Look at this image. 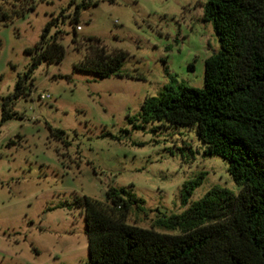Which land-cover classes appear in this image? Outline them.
<instances>
[{"label":"rangeland","instance_id":"1","mask_svg":"<svg viewBox=\"0 0 264 264\" xmlns=\"http://www.w3.org/2000/svg\"><path fill=\"white\" fill-rule=\"evenodd\" d=\"M82 1L0 0L10 16L0 21V120L4 106L14 112L0 125V264H87L83 211L67 205L75 196L104 201L109 187H131L145 204L127 222L176 233L157 221L184 209L185 180L207 172L190 201L214 185L238 190L226 162L202 155L191 130L133 127L145 98L165 86H203L205 59L219 49L202 19L206 0H90L73 28L68 16ZM52 19L47 39L60 30L65 55L41 61L15 98L31 65L26 50ZM89 36L127 54L124 76L100 79L74 68L84 57L80 39Z\"/></svg>","mask_w":264,"mask_h":264},{"label":"trees","instance_id":"2","mask_svg":"<svg viewBox=\"0 0 264 264\" xmlns=\"http://www.w3.org/2000/svg\"><path fill=\"white\" fill-rule=\"evenodd\" d=\"M91 4L83 0L75 6L68 16L73 28L81 9ZM9 17L0 7V21ZM202 19L212 24L219 41L218 51L205 59L203 86H165L145 98L140 122L133 127L157 123L156 127L191 130L202 155H216L226 162L238 190L214 185L190 201L207 172L185 180L180 188L184 209L157 221L176 233L127 222L131 210H144L145 204L131 187H109L104 201L75 196L67 205L83 211L87 264H264V0H206ZM55 23L48 21L40 41L26 50L31 65L17 80L13 97L25 93L26 80L41 61L63 59L65 50L58 41L62 32L57 30L47 39ZM77 40L74 29L72 42ZM80 40L85 50L83 60L74 65L76 70L100 79L124 76V51L109 52L95 36ZM12 115L4 106L0 125Z\"/></svg>","mask_w":264,"mask_h":264},{"label":"built area","instance_id":"3","mask_svg":"<svg viewBox=\"0 0 264 264\" xmlns=\"http://www.w3.org/2000/svg\"><path fill=\"white\" fill-rule=\"evenodd\" d=\"M76 29L78 30V29H80V27L77 26ZM45 98H48V95H46V96L40 95V99H45Z\"/></svg>","mask_w":264,"mask_h":264}]
</instances>
